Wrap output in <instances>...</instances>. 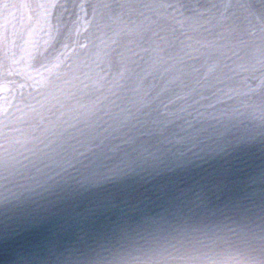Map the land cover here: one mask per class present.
Returning a JSON list of instances; mask_svg holds the SVG:
<instances>
[{"label": "water", "instance_id": "1", "mask_svg": "<svg viewBox=\"0 0 264 264\" xmlns=\"http://www.w3.org/2000/svg\"><path fill=\"white\" fill-rule=\"evenodd\" d=\"M0 264H264V0H0Z\"/></svg>", "mask_w": 264, "mask_h": 264}]
</instances>
